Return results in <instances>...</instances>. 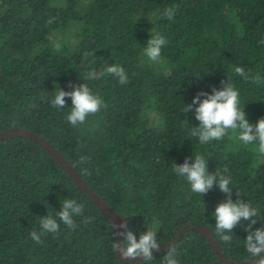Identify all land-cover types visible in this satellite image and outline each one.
Masks as SVG:
<instances>
[{"label": "trees", "instance_id": "trees-1", "mask_svg": "<svg viewBox=\"0 0 264 264\" xmlns=\"http://www.w3.org/2000/svg\"><path fill=\"white\" fill-rule=\"evenodd\" d=\"M169 7L172 20L162 16ZM157 33L166 43L153 62L144 49ZM114 63L125 69L127 83L113 76L84 80ZM237 66L259 74L261 82H246L235 74ZM223 80L238 90L249 123L264 117V0H0V132L20 127L47 139L127 217L137 239L155 230L164 244L185 225L203 224L229 258L246 261L249 222L233 229L230 244L222 241L213 212L226 195L218 186L193 193L173 170L198 154L210 174L227 167L233 201L239 191L261 213L253 230L264 228L258 141L244 145L239 130H229L201 144L189 135L199 121L182 111ZM83 83L107 107L73 127L67 121L71 99L62 109L50 101L59 87L71 91ZM81 156L87 157L83 164ZM66 198L83 205L74 228L56 217ZM47 214L60 224L55 234L40 226ZM33 231L40 243L31 239ZM115 238L107 215L38 142L23 136L0 141V264H163L166 250L151 261H120ZM174 247L179 264H223L198 231H188Z\"/></svg>", "mask_w": 264, "mask_h": 264}, {"label": "clouds", "instance_id": "clouds-1", "mask_svg": "<svg viewBox=\"0 0 264 264\" xmlns=\"http://www.w3.org/2000/svg\"><path fill=\"white\" fill-rule=\"evenodd\" d=\"M174 8H166L162 16L168 20L174 18ZM166 41L160 34L152 35L147 40V46L144 54L149 60L158 61L161 56L162 46ZM60 50V44L55 45ZM236 75L241 76L244 80L253 83H260L259 74L252 75L246 72L243 67H235ZM104 76L115 77L121 85L128 82V76L123 67L118 64H111L104 67L101 71H90L85 75L84 80L98 79ZM222 87L217 89L212 87L211 93L206 91L198 92L192 99L191 103L185 104L183 112H193L195 119L199 121V125L193 127L189 135L198 138L199 143L207 144L211 141L221 140L229 130L237 133L236 138L244 145L252 144L258 141V152L264 154V117H261L255 125L249 123L243 106L240 104V95L234 85L227 81H221ZM71 86V85H70ZM66 97L71 99L70 112L67 115V121L71 126L77 127L85 124L87 117L95 115L101 110V107H107L98 94H94L87 83L72 87L71 91H65L62 88L55 90L54 98L50 103L56 108H65ZM203 97V99H201ZM87 161V157L81 156L79 162L81 164ZM191 161V162H190ZM177 176L186 179L193 193L204 195L213 186H218L219 190L226 195V200L218 203L213 212L215 218V231L220 239L225 243L232 242L230 233L237 225H243L244 221L249 223L246 225L247 237L244 239L246 251L255 264H264V228H255L256 218L261 216L260 211L253 207L250 203L240 198L239 191L236 192L237 199H232V187H230L231 177L225 175L228 171L227 167L223 172H215L210 174L207 171V159L204 155H196L194 158H186L184 163L176 164L173 168ZM85 174H90L88 169H84ZM83 214V205L75 199L66 198L63 200L61 209L56 212V217L64 225L74 228L73 217ZM40 226L45 233H57L60 224L56 218L51 215L41 216ZM84 222H88L87 220ZM115 237H123L122 241L115 238L113 245L115 251L121 258L126 261L142 260L143 262L153 259V251H160L161 244L157 239L155 230H147L140 234L139 239L131 230L127 229V222L122 221L115 225ZM125 229L126 231H119ZM31 239L37 243L41 242L40 235L33 231ZM176 248L170 246L163 256V264H179L176 259Z\"/></svg>", "mask_w": 264, "mask_h": 264}, {"label": "water", "instance_id": "water-1", "mask_svg": "<svg viewBox=\"0 0 264 264\" xmlns=\"http://www.w3.org/2000/svg\"><path fill=\"white\" fill-rule=\"evenodd\" d=\"M16 136H23L28 137L36 142H38L39 145H41L43 148L47 150V152L55 159L57 163L60 164V166L65 170V172L72 178V180L75 182V184L78 186L79 189H81L83 192L87 193L90 198L93 200V202L107 215L108 219L112 222V225L114 227V231H117L115 229V225L120 224L122 221L127 222V229H129V223L127 217L119 212H116L103 198L100 197L84 180L82 175L75 169V167L71 164V162L64 156L62 152H60L52 143H50L47 139L44 137L38 135L35 132H32L28 129H23L20 127H14L10 129H5L0 132V141L3 139H7L10 137H16ZM125 229H119V231H126ZM188 231H198L202 236H205L207 240L209 241L210 245L212 246L215 254L217 255L218 259L223 264H255L254 261L246 260V261H240V260H233L229 258L220 247L217 238L211 231V229L203 224H196V225H185L183 228H181L178 233L167 243L161 244L160 250H167L168 247L174 246L176 243H178L182 236L186 234ZM117 240L122 241L123 237H117ZM159 251H153V255L158 253ZM117 257L120 261L123 262H131V263H137L141 262L142 260L137 261H126L123 258L119 256L117 253Z\"/></svg>", "mask_w": 264, "mask_h": 264}]
</instances>
